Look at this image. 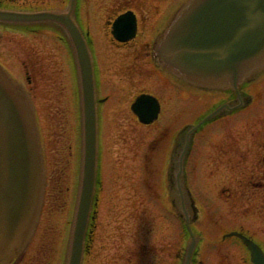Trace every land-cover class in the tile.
I'll list each match as a JSON object with an SVG mask.
<instances>
[{
    "label": "rangeland",
    "instance_id": "obj_1",
    "mask_svg": "<svg viewBox=\"0 0 264 264\" xmlns=\"http://www.w3.org/2000/svg\"><path fill=\"white\" fill-rule=\"evenodd\" d=\"M256 89H260L259 86H256ZM155 91L165 98V102L174 97L169 92V87L163 84H158ZM226 95L228 94H224ZM224 96L221 95L220 102L224 101ZM261 102L257 105V112H260ZM187 117L178 115L174 119H168L172 118L168 115L163 117L162 121L168 125L172 124L167 127H179L186 122ZM191 118L190 115L189 119L192 120ZM234 120L227 118L225 121L217 120L209 124L207 129L197 136L186 167V176L204 213V219L196 222L197 231L202 238L196 264H221L220 260L223 259L225 264L228 261L230 264H248L247 253L237 244L225 242L220 246L214 245L215 240L225 231L223 227L234 225L233 223L238 227L241 225L255 229L258 237L264 240V229L259 230L257 227L264 215H256L254 218L241 217L240 215L245 214L239 211L236 213L234 210L227 213L226 209H223V213H217L219 197L218 188L214 183L216 166L211 161L212 154L209 151L211 146H204V141L205 139L207 142L213 141L214 135L208 134L212 132V128L231 127L234 123L236 125L240 123ZM123 123L131 125L129 120ZM41 128L45 140L51 139V135L56 140V157H52L46 165L47 185L44 201L46 212L42 218V227L47 226L53 231V241L58 239L53 244V251H50L51 254H55V250L58 248L62 250L67 244L73 214L79 168L77 161L75 163L78 155L79 128ZM115 128L102 127L99 160L102 188L94 230L97 237L91 241L90 256L85 258L84 264H179L176 250L183 246L180 243L179 222L161 204L163 180L159 178V174L163 167L166 145L160 147V144L157 147L152 143L147 146L148 140L157 135V127L156 131L152 130V127L140 129L127 127L126 133L120 132L118 127ZM48 142L46 141V145ZM202 150H207V154H202ZM145 155L150 158L149 166L146 167L148 173L140 168V162L143 164L146 159ZM234 214L238 215L237 219ZM225 221L226 224H221Z\"/></svg>",
    "mask_w": 264,
    "mask_h": 264
},
{
    "label": "water",
    "instance_id": "obj_2",
    "mask_svg": "<svg viewBox=\"0 0 264 264\" xmlns=\"http://www.w3.org/2000/svg\"><path fill=\"white\" fill-rule=\"evenodd\" d=\"M65 17L67 16L50 12H0L1 20L53 19L65 23ZM161 52L164 61L171 62L179 73L190 79L211 80V83L223 80L235 87L242 70L264 54V0H191L163 41ZM87 63V60L80 63L84 99L91 90L90 68ZM3 87L0 80L1 247L22 238L30 227L39 205L42 183L36 129L22 127L20 110L17 111ZM86 102L88 103L87 99ZM95 162L96 127H93L89 117L87 127H83L81 179L68 264H79L81 258L93 194ZM233 234L247 245L252 264H264V255L252 241L238 233ZM195 243L196 239L192 237L182 264H191Z\"/></svg>",
    "mask_w": 264,
    "mask_h": 264
},
{
    "label": "flooded vegetation",
    "instance_id": "obj_3",
    "mask_svg": "<svg viewBox=\"0 0 264 264\" xmlns=\"http://www.w3.org/2000/svg\"><path fill=\"white\" fill-rule=\"evenodd\" d=\"M11 3H16L18 0H7ZM57 9L64 10L66 8L65 4H68L70 0H54ZM8 3V2H7ZM27 2L24 1L23 4ZM6 4L5 0H0V7ZM91 0H75V7L73 9V17L78 20L90 19ZM160 0H99L96 6V14L98 13L102 16L101 25L102 29L105 32H102L97 36L96 41L90 36L91 30L93 27H83L80 21L81 28L87 40L90 44V48L95 54L94 58V67L96 72V81L97 89H101V67L102 63H107V68H105V73L114 74L119 79H121L122 73L133 74L140 70H151L150 67V49L148 41H142V31L145 29V26L148 23V19L151 15L157 13L160 8ZM13 9H16L15 5ZM95 9V8H94ZM131 10L134 12L137 19V37L128 43L118 44L112 38L110 39V44H108V19H114L118 14ZM53 33L60 35L62 31L58 27H53L50 29ZM41 31V30H40ZM95 34H93V37ZM59 38V36H58ZM39 41V39H37ZM97 44L102 47L103 51L110 52L111 55L119 57L112 58L110 57H101L99 58V53L97 52ZM3 49V48H2ZM132 51V56L127 58V61L120 59L128 55ZM36 53L27 52L24 55L25 60L35 59ZM0 59L3 61H9L10 55L1 50ZM23 63L26 62L23 60ZM26 66V65H25ZM27 67V66H26ZM27 73L29 71L27 70ZM113 104L112 111L116 112L121 111V105L123 100L118 98ZM245 131L236 132L234 136L235 141L230 144L220 143L215 147V159L218 168H221L222 165H228L231 162H234V165L244 162L247 165L245 171L240 173L239 182L235 185V191L231 188L226 189L227 196L234 197L235 195L238 198H241L239 202L245 201L246 207L245 210L252 211L253 209L263 208L264 210V127H251L247 132L249 137L242 135ZM234 132H231L233 134ZM247 134V135H248ZM241 147H244L243 149ZM240 149V151H239ZM234 150V151H233ZM242 150V151H241ZM244 150V151H243ZM222 169V168H221ZM231 174V173H230ZM236 176V174L232 173ZM237 177V176H236ZM257 190H261L260 193H256ZM254 205V207H253ZM41 231L38 236H40ZM48 235L46 231L42 232V236ZM45 243L37 244V240L34 241L28 247V253L23 255L18 263L15 264H56L57 258L51 257L43 258L45 252ZM30 251V253H29ZM28 254V255H27ZM92 254V251H91Z\"/></svg>",
    "mask_w": 264,
    "mask_h": 264
}]
</instances>
